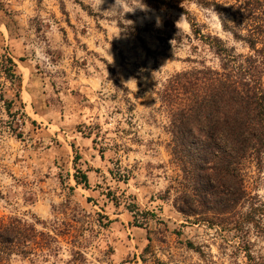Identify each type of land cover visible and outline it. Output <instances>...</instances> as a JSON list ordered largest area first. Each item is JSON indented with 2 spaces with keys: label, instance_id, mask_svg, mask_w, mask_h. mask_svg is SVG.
<instances>
[{
  "label": "rangeland",
  "instance_id": "rangeland-1",
  "mask_svg": "<svg viewBox=\"0 0 264 264\" xmlns=\"http://www.w3.org/2000/svg\"><path fill=\"white\" fill-rule=\"evenodd\" d=\"M92 3L0 0V218L62 231L58 256L41 264H264V158L245 166L253 219L242 232L188 223L173 206L181 172L160 99L175 73L218 65L189 20L248 52L215 8L240 13L241 2L143 0L152 11L124 16ZM8 57L21 88L3 72ZM21 107L28 118L10 115Z\"/></svg>",
  "mask_w": 264,
  "mask_h": 264
},
{
  "label": "trees",
  "instance_id": "trees-1",
  "mask_svg": "<svg viewBox=\"0 0 264 264\" xmlns=\"http://www.w3.org/2000/svg\"><path fill=\"white\" fill-rule=\"evenodd\" d=\"M237 1L240 13L217 4L215 8L223 31L248 52L240 53L218 36L204 35L196 21L189 20L195 38L218 65L207 66L202 60L175 73L162 86L160 99L170 119V154L181 172L173 206L190 224L242 232L253 219V209L243 212L249 198L245 166L260 164L264 158V0ZM225 16H232L234 24ZM3 72L21 88V77L9 57ZM16 97L21 100L19 89ZM13 106V101L6 102L9 112ZM19 111L27 117L22 107L10 115ZM77 172L76 182L87 186L86 173ZM58 235L18 218H0V263L14 256L30 264L48 261L51 255L58 256Z\"/></svg>",
  "mask_w": 264,
  "mask_h": 264
},
{
  "label": "clouds",
  "instance_id": "clouds-1",
  "mask_svg": "<svg viewBox=\"0 0 264 264\" xmlns=\"http://www.w3.org/2000/svg\"><path fill=\"white\" fill-rule=\"evenodd\" d=\"M103 3L104 0H93L92 6L100 13L114 12L117 15L122 13L123 16L127 13H134L136 10H140L145 13L152 11L147 4L143 3V0H115L114 4L110 6L109 10L101 12V5ZM156 26H161L159 17L156 18ZM132 81H135V79L127 81L126 84Z\"/></svg>",
  "mask_w": 264,
  "mask_h": 264
}]
</instances>
